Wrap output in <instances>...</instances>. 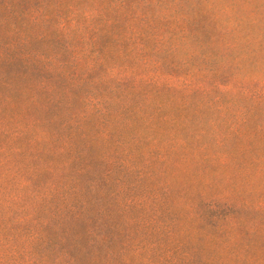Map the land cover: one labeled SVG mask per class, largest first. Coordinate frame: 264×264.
I'll use <instances>...</instances> for the list:
<instances>
[{"label":"rangeland","instance_id":"1","mask_svg":"<svg viewBox=\"0 0 264 264\" xmlns=\"http://www.w3.org/2000/svg\"><path fill=\"white\" fill-rule=\"evenodd\" d=\"M26 252L264 264V0H0V264Z\"/></svg>","mask_w":264,"mask_h":264},{"label":"trees","instance_id":"2","mask_svg":"<svg viewBox=\"0 0 264 264\" xmlns=\"http://www.w3.org/2000/svg\"><path fill=\"white\" fill-rule=\"evenodd\" d=\"M119 8H125V3L124 2H120V5H119ZM140 18V21L142 22V24L146 25L148 24V21H147V17L145 15H140L139 16ZM184 30H181V33H183ZM160 41V40H159ZM73 194H76L73 193ZM33 197H36L37 199H39L41 201L40 205H42V203H45V199L47 196L43 197L41 196L39 193H33ZM22 202V199L20 198H16L14 201H11V202H7L6 205L8 206V210H12V209H15V205L17 203H21ZM74 203V202H73ZM73 203H67V201L65 199H61V204L60 206L57 208H55V211L52 212V218H54L53 220H59V218L62 216V218L64 216H69L74 222H78L80 219H82L83 215L81 214V212H79V209L80 208H76L77 206ZM87 205H88V202H87ZM86 206V202H83L81 204V207H85ZM22 212L18 211L17 212V215L18 214H21ZM24 222H28L30 224H32L35 228H37L39 231L40 230H43L45 228H47L48 226V223L49 222H45V221H42V220H38L36 218H32V219H19V220H16L15 223H24ZM38 241H41V239L39 238L37 232H32L30 235H29V238L27 239L26 242L28 243H31L33 244L32 242H38ZM26 255L29 256V259L27 260L28 264H34V262L32 261V258H31V255L26 252Z\"/></svg>","mask_w":264,"mask_h":264}]
</instances>
